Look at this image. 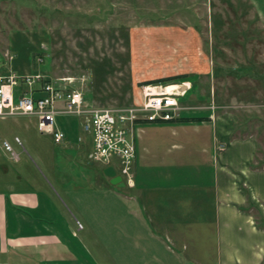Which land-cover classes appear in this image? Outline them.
Segmentation results:
<instances>
[{
    "label": "crops",
    "instance_id": "1",
    "mask_svg": "<svg viewBox=\"0 0 264 264\" xmlns=\"http://www.w3.org/2000/svg\"><path fill=\"white\" fill-rule=\"evenodd\" d=\"M197 107L210 110L201 135L200 125L194 137L182 130V112L139 124L133 185L112 183L105 169L119 175L117 166L89 158L80 119L82 139L53 141L38 164L14 158L0 138V264H101V247L116 264H262L264 228L247 208L264 205L259 139L238 130L233 110ZM200 225L212 231L206 247Z\"/></svg>",
    "mask_w": 264,
    "mask_h": 264
},
{
    "label": "rangeland",
    "instance_id": "2",
    "mask_svg": "<svg viewBox=\"0 0 264 264\" xmlns=\"http://www.w3.org/2000/svg\"><path fill=\"white\" fill-rule=\"evenodd\" d=\"M7 72L85 75L80 85L92 106L130 105L140 100L145 81L180 75L163 82L194 87L179 98L186 106L180 119L188 123L182 130L194 137L198 123L208 119L210 110L197 106L231 109L238 130L259 139L264 171V0H0V73ZM35 119L0 117V138L38 164L37 153L50 152L55 143ZM78 119L56 116L66 138L79 141ZM252 204L247 208L264 228V205ZM209 229H197L201 247L212 242ZM98 252L101 264H116L107 248Z\"/></svg>",
    "mask_w": 264,
    "mask_h": 264
},
{
    "label": "built area",
    "instance_id": "3",
    "mask_svg": "<svg viewBox=\"0 0 264 264\" xmlns=\"http://www.w3.org/2000/svg\"><path fill=\"white\" fill-rule=\"evenodd\" d=\"M85 79V75L79 79H60L41 72L25 75L0 73V117H35L40 132L49 134L59 144L66 135L58 125L56 116H79L83 131L92 137L89 158L95 162L116 165L122 180L133 185L139 124L170 121L179 117L181 110L186 108L179 98L186 94L190 83L169 90V83L147 82L142 85L140 100L130 105L92 106L86 101L83 85H80L84 84ZM15 141L24 148L19 136L15 137ZM1 144L14 158H19V153L8 139H2ZM77 227H83L79 220Z\"/></svg>",
    "mask_w": 264,
    "mask_h": 264
},
{
    "label": "water",
    "instance_id": "4",
    "mask_svg": "<svg viewBox=\"0 0 264 264\" xmlns=\"http://www.w3.org/2000/svg\"><path fill=\"white\" fill-rule=\"evenodd\" d=\"M105 173L112 176L111 182L114 184H117L119 186H124L125 182L122 181V177L120 175H116V172L114 171L113 167H108L105 169Z\"/></svg>",
    "mask_w": 264,
    "mask_h": 264
},
{
    "label": "trees",
    "instance_id": "5",
    "mask_svg": "<svg viewBox=\"0 0 264 264\" xmlns=\"http://www.w3.org/2000/svg\"><path fill=\"white\" fill-rule=\"evenodd\" d=\"M182 77L180 75H176V76H171V77H163V78H158V79H151V80H147L145 82H163V81H168V80H174L176 78Z\"/></svg>",
    "mask_w": 264,
    "mask_h": 264
},
{
    "label": "bare ground",
    "instance_id": "6",
    "mask_svg": "<svg viewBox=\"0 0 264 264\" xmlns=\"http://www.w3.org/2000/svg\"><path fill=\"white\" fill-rule=\"evenodd\" d=\"M180 85H187L186 83H181V82H172V83H169L168 84V89L169 90H171V88L173 89V88H175V87H178V86H180Z\"/></svg>",
    "mask_w": 264,
    "mask_h": 264
}]
</instances>
